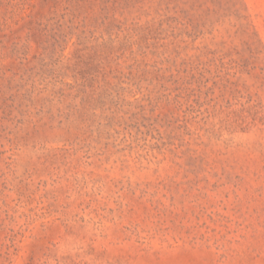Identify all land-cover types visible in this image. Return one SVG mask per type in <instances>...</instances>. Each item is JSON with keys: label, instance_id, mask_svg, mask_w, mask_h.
<instances>
[{"label": "rangeland", "instance_id": "obj_1", "mask_svg": "<svg viewBox=\"0 0 264 264\" xmlns=\"http://www.w3.org/2000/svg\"><path fill=\"white\" fill-rule=\"evenodd\" d=\"M0 264H264V0H0Z\"/></svg>", "mask_w": 264, "mask_h": 264}]
</instances>
